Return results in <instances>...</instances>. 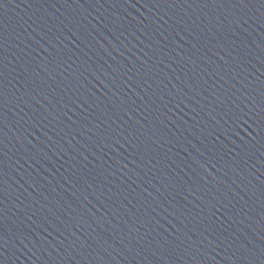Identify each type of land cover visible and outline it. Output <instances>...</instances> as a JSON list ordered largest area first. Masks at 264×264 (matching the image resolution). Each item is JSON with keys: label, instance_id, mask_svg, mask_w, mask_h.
<instances>
[{"label": "water", "instance_id": "water-1", "mask_svg": "<svg viewBox=\"0 0 264 264\" xmlns=\"http://www.w3.org/2000/svg\"><path fill=\"white\" fill-rule=\"evenodd\" d=\"M0 264H264V0H0Z\"/></svg>", "mask_w": 264, "mask_h": 264}]
</instances>
